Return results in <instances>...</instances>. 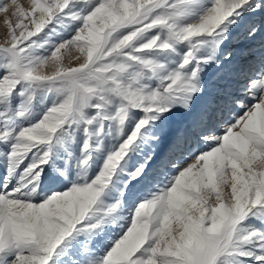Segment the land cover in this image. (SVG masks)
<instances>
[{"label": "snow or ice", "instance_id": "obj_1", "mask_svg": "<svg viewBox=\"0 0 264 264\" xmlns=\"http://www.w3.org/2000/svg\"><path fill=\"white\" fill-rule=\"evenodd\" d=\"M10 6L0 264H264V0Z\"/></svg>", "mask_w": 264, "mask_h": 264}, {"label": "rangeland", "instance_id": "obj_2", "mask_svg": "<svg viewBox=\"0 0 264 264\" xmlns=\"http://www.w3.org/2000/svg\"><path fill=\"white\" fill-rule=\"evenodd\" d=\"M19 3L24 4L25 6H27L28 0H18ZM8 3L10 4V0H0V4H5ZM12 8L11 6L9 7V12L8 13H3L0 12V43H3L4 41V37H5V33L7 31L5 25H4V19L6 16H8L9 18L13 19V21H15L14 17H11V12H12ZM264 42V38L261 37H257L255 41L252 42L253 46L255 47H260L261 43ZM255 44V45H254ZM50 71V69H49ZM185 121V118L182 116H176L174 117L171 127L173 128V130H175L176 127H178L180 124H182ZM223 128V124L218 122V121H214L213 122V128L212 130L216 133H220L221 129ZM191 144V151L193 152H199L200 150H202L204 148L203 144L200 145L199 143H197L194 139L190 141ZM187 152V150H186ZM184 155V154H182ZM2 171V170H0Z\"/></svg>", "mask_w": 264, "mask_h": 264}, {"label": "bare ground", "instance_id": "obj_3", "mask_svg": "<svg viewBox=\"0 0 264 264\" xmlns=\"http://www.w3.org/2000/svg\"><path fill=\"white\" fill-rule=\"evenodd\" d=\"M255 45V44H254ZM200 145H202V144H200ZM184 155H186L187 154V152L185 151V153H183Z\"/></svg>", "mask_w": 264, "mask_h": 264}]
</instances>
